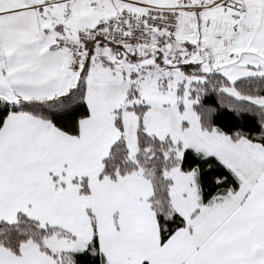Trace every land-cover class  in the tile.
<instances>
[{
    "label": "snow or ice",
    "instance_id": "snow-or-ice-1",
    "mask_svg": "<svg viewBox=\"0 0 264 264\" xmlns=\"http://www.w3.org/2000/svg\"><path fill=\"white\" fill-rule=\"evenodd\" d=\"M0 264H264V0H0Z\"/></svg>",
    "mask_w": 264,
    "mask_h": 264
}]
</instances>
